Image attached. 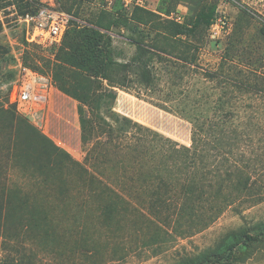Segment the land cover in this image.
I'll list each match as a JSON object with an SVG mask.
<instances>
[{
    "label": "rangeland",
    "instance_id": "rangeland-1",
    "mask_svg": "<svg viewBox=\"0 0 264 264\" xmlns=\"http://www.w3.org/2000/svg\"><path fill=\"white\" fill-rule=\"evenodd\" d=\"M11 4L17 9L51 5L76 20L59 43L28 42L25 29L11 23L7 9ZM0 5L5 10L6 26L0 23V94H7L18 60L53 83L41 125L12 106L26 124L19 128L21 139L15 157L0 150V264H264V231L256 227L264 222V90L244 87L233 98L238 103L235 113L248 122L244 125L248 131L234 150L239 161L248 165L246 171L257 179L254 188L206 227L198 218L177 221L174 204L179 195L175 192L163 196L171 207L150 210L145 203L150 195L136 190L142 186L141 178L125 173L120 160L127 156L114 147L94 150L95 158L87 165L99 180L126 199L118 212L110 217L109 210L98 209L96 193L93 199L89 192L84 194L83 182L74 170L66 177L77 183L62 194L60 171L65 159L57 151L84 161L86 149L96 142L97 134L102 136L99 130L108 129L101 128L98 115L109 113L105 108L98 113L94 106L99 80L83 76L85 72L71 52L79 43L78 35L97 37L106 62L112 59L129 64L118 75L132 82L115 87L118 94L113 110L190 147L191 122L161 104L177 109L190 104L197 97L196 89L210 84L204 71L218 70L235 34L262 39L258 43L264 46L259 33L264 28V0H0ZM178 12H183L182 22L174 19ZM221 16L226 17L229 29L217 34L213 24ZM138 43L154 47L144 51V58L160 79L155 90L143 88L137 80L139 67L131 59L140 53ZM62 47L70 48L63 57L71 65L73 85L89 86L92 104L84 108L92 112L93 140L87 146L82 143V103L59 86L38 57L57 62ZM101 81L107 86V80ZM223 151L229 155L227 149ZM62 171L67 172L66 167ZM66 198L74 200L65 206ZM239 202V209H235ZM36 207L48 211L50 227L42 225L47 231L36 224Z\"/></svg>",
    "mask_w": 264,
    "mask_h": 264
},
{
    "label": "trees",
    "instance_id": "trees-1",
    "mask_svg": "<svg viewBox=\"0 0 264 264\" xmlns=\"http://www.w3.org/2000/svg\"><path fill=\"white\" fill-rule=\"evenodd\" d=\"M40 7V5L20 6L18 11L33 13ZM68 30L69 27L63 38ZM259 33L264 37V28ZM77 37L79 43L71 52L76 57V65L84 70L83 76L87 75L90 79L96 77L99 80V95L94 106L98 113H101L104 108L105 112L109 113L106 117L98 115L101 128L108 129L99 130L102 136L97 134L96 142L88 150L86 149L84 161L76 160L67 152L57 150L65 159L60 171L62 176L59 191L62 194L73 189L72 183H77L66 177L71 170H74L76 176L83 182L80 186H83L82 191L89 192L92 199L95 198L96 193L98 209L109 210L110 217L119 211L121 203L126 199L109 184L99 180L95 171L87 165L95 158L94 150L101 146L103 149L114 147L118 153L127 156V159L120 160L126 170L125 173L134 179L141 178L142 186L135 189H142L141 192L144 191L150 195L149 201L144 199L145 203L148 202L150 210L154 207L163 208L166 205L171 207L163 196L170 192L177 193L179 200L174 204L177 221L182 218L192 222L193 218H198L199 224L206 227L228 207L234 206L241 195L253 190L257 179L246 171L248 165H243L239 161L234 150L238 148L240 137L248 131L244 129V125L248 122L235 113L238 103L233 98L237 93L240 94L244 87L248 90H264L262 72L264 46L258 43L263 41L262 39L240 38L235 34L222 56L224 60L218 70L204 71L203 74L209 79L210 84L204 89L201 87L196 89L197 97L190 104H185L182 109L161 104L163 108L172 109L191 122L192 144L189 147L178 144L159 132L142 126L132 118L115 112L113 104L118 94L115 87L132 82L131 79L119 76L118 73L129 64H121L112 59L106 62L104 51L98 48L97 37L87 38L82 35ZM138 45L140 53L131 59L139 67L140 75L137 80L142 83L143 88L155 90L160 79L156 71L149 66L148 59L144 58V51L152 50L154 47L141 43ZM68 50L65 47L60 49L57 62L46 57H38L44 61L46 68L52 73L59 86L82 103L83 106L79 107L82 143L87 146L93 140L91 139L93 120L90 115L92 112L89 110V114L84 108L92 104L89 86L83 83L73 85L71 65L67 62V58L63 57ZM33 65L39 68L37 64ZM100 78L108 81L107 86L103 85ZM258 79L262 81L258 82ZM173 84H177V81L173 80ZM0 98V142L3 143L0 150L4 149L15 157V148L21 139L22 130L19 128L25 121L12 110V106L16 108L15 104L5 106L10 101L9 91L5 95L0 94ZM24 131L30 133L31 130ZM225 149L229 155L224 153ZM213 150L214 153L211 152ZM65 167L67 172L62 171ZM100 174L105 175L103 172ZM86 192H84L85 195ZM72 200L74 199L66 198L65 206H68ZM144 200L139 201L144 203ZM86 202L90 204V201ZM240 204L241 202L235 209H239ZM199 209H204V212ZM34 210L36 224L42 229H44L43 226L50 227L51 218L48 211L37 207ZM256 227L264 231V222H260ZM44 230L47 231L48 228ZM53 230L55 231V227L52 232Z\"/></svg>",
    "mask_w": 264,
    "mask_h": 264
},
{
    "label": "built area",
    "instance_id": "built-area-1",
    "mask_svg": "<svg viewBox=\"0 0 264 264\" xmlns=\"http://www.w3.org/2000/svg\"><path fill=\"white\" fill-rule=\"evenodd\" d=\"M7 9L10 10L11 23L25 29L28 42L44 45L59 43L70 23L76 20L72 14L51 5H43L33 13H20L15 4H11ZM4 11L0 5V23L6 27ZM183 18V12H178L174 16L178 22H182ZM213 27L217 29V34L227 31L229 26L226 17L216 19ZM8 91L10 102L16 105L21 114L33 118L40 125L43 123V115L53 91L50 78L18 60L17 74L9 82Z\"/></svg>",
    "mask_w": 264,
    "mask_h": 264
}]
</instances>
